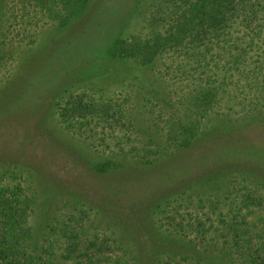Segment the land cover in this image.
<instances>
[{
    "label": "rangeland",
    "instance_id": "374dc122",
    "mask_svg": "<svg viewBox=\"0 0 264 264\" xmlns=\"http://www.w3.org/2000/svg\"><path fill=\"white\" fill-rule=\"evenodd\" d=\"M175 3L60 0L26 26L0 9V190L27 199L29 247L77 244L69 231L113 264H238L226 233L264 246V112L236 106L200 143L166 142L173 86L114 42L146 39Z\"/></svg>",
    "mask_w": 264,
    "mask_h": 264
},
{
    "label": "trees",
    "instance_id": "16d2710c",
    "mask_svg": "<svg viewBox=\"0 0 264 264\" xmlns=\"http://www.w3.org/2000/svg\"><path fill=\"white\" fill-rule=\"evenodd\" d=\"M59 1L0 0L2 21L9 14L18 24L26 26L34 21L31 12L53 10ZM161 9H156L154 29L146 39L128 36L114 42L123 43L125 61L140 68L154 62V70H160L163 79L173 86L172 94L163 98L171 110L164 121L169 136L164 140L175 138V145L182 147L200 143L195 141L198 132L204 131L212 118L222 119L220 114H231L236 106L245 116L262 114L264 0H176L175 4ZM115 27L111 22L105 32ZM224 104L231 109L219 112ZM230 148L240 157L247 152L243 148L234 149L233 145ZM227 153L225 150L226 156ZM19 190L11 191L8 197L4 196L8 193L0 190V264H113L110 249L94 243L92 247L82 244L83 237L69 231L63 233V239L77 244H66L64 248L53 244L29 247L30 229L25 212L28 201L16 193ZM246 206L244 200L243 207ZM241 222L245 223L246 219ZM238 232L226 233L236 242L230 248V253L235 255L233 260L238 264H264V246L253 249L249 236L246 245L237 243L245 240L241 238L245 231Z\"/></svg>",
    "mask_w": 264,
    "mask_h": 264
}]
</instances>
